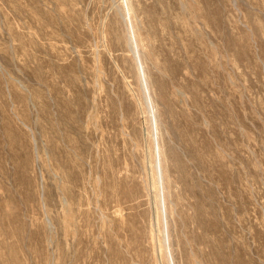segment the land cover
Segmentation results:
<instances>
[{
    "label": "rangeland",
    "instance_id": "1",
    "mask_svg": "<svg viewBox=\"0 0 264 264\" xmlns=\"http://www.w3.org/2000/svg\"><path fill=\"white\" fill-rule=\"evenodd\" d=\"M0 264H264V0H0Z\"/></svg>",
    "mask_w": 264,
    "mask_h": 264
}]
</instances>
